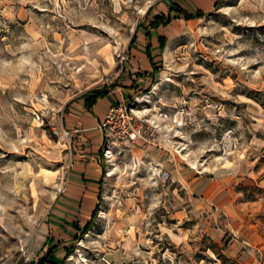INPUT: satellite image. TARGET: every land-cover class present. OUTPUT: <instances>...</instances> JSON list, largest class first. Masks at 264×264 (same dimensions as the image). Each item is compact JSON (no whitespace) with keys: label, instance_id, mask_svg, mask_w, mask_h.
<instances>
[{"label":"rangeland","instance_id":"rangeland-1","mask_svg":"<svg viewBox=\"0 0 264 264\" xmlns=\"http://www.w3.org/2000/svg\"><path fill=\"white\" fill-rule=\"evenodd\" d=\"M101 89L148 134L110 153L103 134L95 183L75 182L65 115ZM51 246L264 264V0H0V264Z\"/></svg>","mask_w":264,"mask_h":264},{"label":"crops","instance_id":"crops-1","mask_svg":"<svg viewBox=\"0 0 264 264\" xmlns=\"http://www.w3.org/2000/svg\"><path fill=\"white\" fill-rule=\"evenodd\" d=\"M111 98L114 96L109 92L92 105H85L83 100L82 105L69 108L65 115L66 127L71 129L70 137L74 136V143L80 149L74 157V167L71 171V180L75 182L95 183L94 179L98 174L96 152L101 155L99 151L103 141L99 125L109 109Z\"/></svg>","mask_w":264,"mask_h":264},{"label":"built area","instance_id":"built-area-1","mask_svg":"<svg viewBox=\"0 0 264 264\" xmlns=\"http://www.w3.org/2000/svg\"><path fill=\"white\" fill-rule=\"evenodd\" d=\"M134 116L128 111L126 105L118 104L116 107H110L104 120L99 125L105 136V152H109V147L120 143L137 142L140 139L146 140L147 130L144 124L136 123ZM65 136L69 132L62 130Z\"/></svg>","mask_w":264,"mask_h":264},{"label":"trees","instance_id":"trees-1","mask_svg":"<svg viewBox=\"0 0 264 264\" xmlns=\"http://www.w3.org/2000/svg\"><path fill=\"white\" fill-rule=\"evenodd\" d=\"M160 24H163V22L161 21H153L151 22V26H158ZM147 36H152L151 32H148V34L146 33ZM157 41H161V43H159V48H162L164 46V40L162 39V37H158L156 39ZM133 42V39H131V44ZM146 54H147V57L149 58L150 62H152V54H151V50L150 48L148 47L146 49ZM108 94V91L104 90V89H101V90H95L93 92L92 95L86 97L84 99V103L85 105H92L94 104L99 98L105 96ZM56 246H51L49 248V250L38 260V263L37 264H60L58 263V260L57 258L55 257V251H56Z\"/></svg>","mask_w":264,"mask_h":264},{"label":"bare ground","instance_id":"bare-ground-1","mask_svg":"<svg viewBox=\"0 0 264 264\" xmlns=\"http://www.w3.org/2000/svg\"><path fill=\"white\" fill-rule=\"evenodd\" d=\"M110 153V152H109Z\"/></svg>","mask_w":264,"mask_h":264}]
</instances>
